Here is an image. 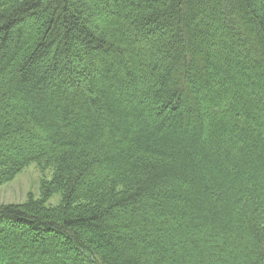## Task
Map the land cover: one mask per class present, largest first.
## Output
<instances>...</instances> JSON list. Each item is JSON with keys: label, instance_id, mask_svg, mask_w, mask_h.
Returning <instances> with one entry per match:
<instances>
[{"label": "trees", "instance_id": "16d2710c", "mask_svg": "<svg viewBox=\"0 0 264 264\" xmlns=\"http://www.w3.org/2000/svg\"><path fill=\"white\" fill-rule=\"evenodd\" d=\"M0 264H264V0H0Z\"/></svg>", "mask_w": 264, "mask_h": 264}, {"label": "rangeland", "instance_id": "374dc122", "mask_svg": "<svg viewBox=\"0 0 264 264\" xmlns=\"http://www.w3.org/2000/svg\"><path fill=\"white\" fill-rule=\"evenodd\" d=\"M53 169L31 163L10 180L0 184V205L24 204L30 200L44 199L49 207H57L62 202V194L56 192L43 195V185L52 178Z\"/></svg>", "mask_w": 264, "mask_h": 264}]
</instances>
